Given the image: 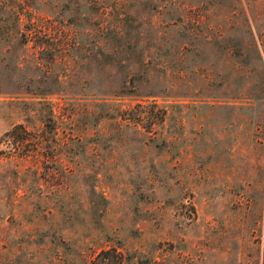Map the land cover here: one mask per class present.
I'll return each instance as SVG.
<instances>
[{
    "label": "rangeland",
    "instance_id": "rangeland-1",
    "mask_svg": "<svg viewBox=\"0 0 264 264\" xmlns=\"http://www.w3.org/2000/svg\"><path fill=\"white\" fill-rule=\"evenodd\" d=\"M17 122L49 139L0 155V264H264V0H0Z\"/></svg>",
    "mask_w": 264,
    "mask_h": 264
},
{
    "label": "trees",
    "instance_id": "trees-1",
    "mask_svg": "<svg viewBox=\"0 0 264 264\" xmlns=\"http://www.w3.org/2000/svg\"><path fill=\"white\" fill-rule=\"evenodd\" d=\"M19 15L15 16L16 20H20L18 17ZM19 18V19H18ZM27 24L24 23L25 29L23 31H20L18 36L21 37L22 41L27 42L29 40L33 41V45H37L40 47H48L49 42V36L50 33L46 32L44 28L37 27L33 24V21L31 17L28 18ZM17 21V22H18ZM42 31V35L41 32ZM47 33V34H46ZM136 105L140 106L143 105L141 103H136ZM144 107V106H142ZM149 107H155L154 104H148V109L144 110V113H141V111L134 113H131L130 115H126V109L121 110L119 112V116L122 119L125 120H131L134 122H138L137 120H140L142 117H145V119H148V122H152L157 117H160L159 110L151 109ZM51 119V125L49 128L51 130L54 129V120L52 116ZM49 137H45L41 133L37 134L36 132H30L25 128V125L21 122H17L12 124L8 129H6L1 135H0V143L2 146L0 147V155L1 154H14L18 156H26L33 154L36 150H38L41 143L46 140H48ZM51 140L54 139V134L50 137ZM30 143V147L26 148L25 144ZM52 156V155H51ZM53 158V157H51ZM122 261V254L118 251H116L113 248H106V249H100L94 257L91 259L90 264H120Z\"/></svg>",
    "mask_w": 264,
    "mask_h": 264
}]
</instances>
